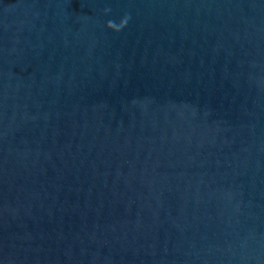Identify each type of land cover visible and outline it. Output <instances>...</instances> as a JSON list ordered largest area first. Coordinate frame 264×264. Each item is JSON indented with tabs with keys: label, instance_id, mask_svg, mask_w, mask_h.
<instances>
[{
	"label": "water",
	"instance_id": "water-1",
	"mask_svg": "<svg viewBox=\"0 0 264 264\" xmlns=\"http://www.w3.org/2000/svg\"><path fill=\"white\" fill-rule=\"evenodd\" d=\"M0 264H264V0H0Z\"/></svg>",
	"mask_w": 264,
	"mask_h": 264
}]
</instances>
